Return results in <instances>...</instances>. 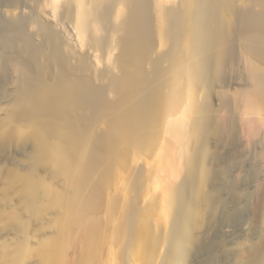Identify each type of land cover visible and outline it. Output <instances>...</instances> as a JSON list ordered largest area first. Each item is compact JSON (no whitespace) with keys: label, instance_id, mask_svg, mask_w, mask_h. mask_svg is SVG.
Instances as JSON below:
<instances>
[{"label":"rangeland","instance_id":"obj_1","mask_svg":"<svg viewBox=\"0 0 264 264\" xmlns=\"http://www.w3.org/2000/svg\"><path fill=\"white\" fill-rule=\"evenodd\" d=\"M43 1L44 0H0V264H86V259L88 260L87 261L88 264H90L89 262H92V261H94V262H92V264H121L122 262H124L125 264H163L165 261H166V263H164V264H168V263L169 264H171V263L172 264H262V263H264V255L262 254V253H264V248L259 249L260 245H261V247H264V244H263L264 243V238H263L264 237L263 236L264 235V232H263L264 231L263 230V228H264L263 227L264 226V213H263L264 212V204H263L264 203V197H263L264 196V191H263V189H264V99L261 97V95L259 94V92L257 90L258 84H264V48H263L264 44L259 46L261 49L259 47H258L259 49H257V47H256V49H255L256 51H255L249 45L247 40H244L243 38H239L238 40L234 41L233 38L230 37V34H228L229 35L228 37L226 36L227 37L226 39L225 38L222 39L225 43H223L222 40L220 41V42H222V44H220L222 46H219V49H220L219 51H222V52H220V54L218 52L220 58L216 56V58H218V59H216V60L214 59V62L212 63V71H211L212 75L210 74L211 78L208 79V77H209L208 76L207 81L206 80L200 81L203 84V86L200 82H198L201 85L198 84V90L199 91H197L198 95H197V99H196L197 106L200 105V106H198L199 110H200L199 112L202 111V115L208 114L209 117H211V118L213 117L212 122H214V123H212V125H211V122H210L211 126H210L209 130L207 129V131H205L204 133L202 132L203 130H201L200 134H199L200 136L197 134L198 136L196 135V136L192 137L191 141L188 140V141H190L189 142L190 144L189 143L186 144L187 142L185 143V145H187V146L189 145V147H190L189 149L187 147V149L190 150V151H188L186 149L187 153L188 152L190 153V157H192V156H193L192 158L195 157V159H194L195 165L191 168V170L189 172H187V170L185 172V170L183 171L184 167L180 166L182 164V162H181L182 160H180V158H178V157L176 158L175 151H173L174 153L172 152V149L176 150L175 148L177 147L176 145L174 147V144H176L175 139L170 137L171 135L165 134L164 132L163 133L161 132L162 135L164 134V137H163L160 133L161 137L159 136V140H158L159 143H157V146H158V144H159V147H162V145L163 146L166 145L165 152L167 151V153L164 152V155H163V153H160V151L158 152L159 147H157L158 148L157 150H155L156 148H153V149L151 148L152 150H150L149 148L148 149L146 148L144 150L143 145H141V143H139L137 140V138L140 139V137L137 136V138H136V136L134 135L135 131H133V130H130V132L126 131V129L128 127L125 126L126 120H124V118H123L122 123H121L120 118L122 116L126 115V113H125L126 111L122 110L123 107H124V109L126 108L125 107L126 102H122V104L123 103L124 104L121 105V103H120L121 101L118 102L116 99L118 97V99L120 100L119 95H120V97H122L121 95H124V96L126 95L125 94L126 91L124 92V89L126 88L125 85H124L125 87L121 86L122 89L124 88L122 91L124 94L117 89V88H121V87H119L118 83H120V85L122 84V82H120L122 80V75L124 78L127 76L125 78L127 81L129 79L132 82H134L135 84L140 83L139 85H141V87L139 85H136V89L139 88V90H140V88H142V85H143V87H145L144 84L145 83L147 84L149 82H152V83H150L149 86H153L154 88H156L157 84L155 85V83H153L155 80H152V77H153V79H155V77H156V76H154L155 74L152 73L155 71V68L153 69L154 62L156 63L155 60H158V58H160L161 56L163 57L166 54V52L169 51V48H168L169 45L167 46V43H164V42H163L164 43V45H163L162 41H164V40H161V37L159 38V36H161L159 34H160V32H162L161 31L162 29L159 30L158 26H162L163 24L160 21H159L160 23L156 22L157 21V19H156L153 22L154 24H152L153 28L150 27L151 28L150 30L148 29L149 27L147 28L148 31H145V33H148V34H146V35H150V34H152V32L155 35L156 34L157 35L155 36L152 34L150 36V39H152L151 42H150L149 38L145 37V39H144L145 41H142L141 48H140L141 49L140 52L142 54L139 53L141 55H139V57L137 58V61H139L140 64L134 63V61H133L132 62L133 64H132V66H130V68L131 67L135 68L137 66H138V68L135 70H132L133 68H131V70H132V72H130L131 74L129 73V75H127L128 72L125 73L124 70H127L129 67H127L125 64L123 65V63L126 62V61L123 62V60H126V57L119 55L122 53V51L123 52L126 51V48H125V50H123L122 45L126 46V43H127L126 42L127 34L125 35V32H126L125 28L122 29L124 27V25L122 23L123 22L122 16L119 15L118 18L117 17L115 18V15L113 14L112 15L113 17L111 19V21H112L111 25L113 24V26H111V27H114V25H116L115 26L116 31L113 32L114 30H112V28H110L111 30L107 29V31H106V29L103 28L104 27L103 25L101 27L100 26L98 27L97 22H96V20L98 21V19L96 18V16H94V14H92V10H93L92 8L94 7L93 6L91 9L88 10L89 14L87 16V20L90 23L87 21L88 25L85 28L86 29L85 31H88V32L84 31L86 38L83 35V40L78 42L79 47H78V45H74L75 46L74 47L72 44H70V43H72L71 42L72 38L70 37L71 34L69 32V26L70 27L72 26L70 24L72 22L74 23V19L76 18L74 15L75 9H73V8H75V5H76L74 3V0L73 1L68 0L69 3L67 0H64V1L58 0V2H56L55 6H52V4L46 3V0L44 2ZM103 1L107 4L109 0H107V2H106V0H103ZM161 1L164 3V4L162 3L163 6L166 5L165 7H169L172 4H174L175 2H177V1H173V0H165V1L161 0ZM39 2H40V6H38ZM41 2L44 3L46 8L43 4H41ZM248 2H250V1H247V3H246V1L242 0L240 2L241 5L238 2L236 5V9L237 10L240 9L239 11H242V12H243V10H245V13H246V11L247 12L250 11V13H252L254 10L255 14H257V13L264 14L263 8H261L260 6H259L260 7L259 8L257 5L255 7V4H253L252 2L251 3H248ZM47 4H48V6L49 5L50 6L48 7ZM59 4H60V6H59ZM63 4H65V6ZM90 4H92V3H90ZM93 4H95V3H93ZM106 4H104V5H106ZM126 5L128 7V4H126ZM72 6H73V8L71 9L70 7H72ZM52 7H54L55 10H53L51 12L52 15H50L51 13H49V12L51 11V9H53ZM88 7H89V5H88ZM119 7H121V5L118 6V8ZM116 10H118V9H116ZM70 11L73 13H71ZM126 12H127V8H126ZM154 12H155V7H154ZM242 12H240V13H242ZM48 13H49V15H48ZM154 15H155V13L153 14V16ZM119 17H120V19H119ZM71 18L73 21H71ZM119 21H120V23H119ZM62 23H63V25H62ZM92 23H93V25H92ZM103 23H106V21ZM24 25L27 27V30H25L26 27ZM104 25L109 26V24H107V23ZM152 25H150V26H152ZM17 26H19V27H17ZM108 26H107V28H109ZM117 26H121V27L118 28ZM154 26H155V28H154ZM48 27H49V30H48ZM88 28H90V29H88ZM13 29H15L14 30L15 32L12 31ZM45 29L48 31L47 33H46ZM103 29H105V30H103ZM121 29H122V31H121ZM96 30H98V31H96ZM123 30H124V32H123ZM229 30H230V28L226 29V31H229ZM41 31H42V33H41ZM50 31L54 34V36H53V34L51 36V34L49 33ZM13 32H14V35H13ZM110 32H111V34H110ZM43 33L47 34V35L49 33V35L48 36L46 35V38H45V35ZM86 33L87 34L89 33L90 35L88 34V36H87ZM121 34H123V35H121ZM39 35L41 37L43 36L45 39L43 37L40 38ZM56 35L59 37H57ZM60 36H61V38H60ZM12 37H14V38L16 37V39L19 40L16 42V44H15L16 46H9V44H7V42L9 40H11ZM48 37H49V40H48ZM103 37L104 38L107 37V38L104 39ZM109 38H111L112 41L109 40ZM53 39L54 40L57 39V41H54ZM124 39H126V40H124ZM51 40L56 42V44L58 43V41H59V43H61L62 46L60 44H58L59 45L58 49L60 50V51L58 50L59 56H61V58L63 57L64 60H65V58H67V60H65V61H67L68 64L70 63L75 68V71H73V72H76L75 76L78 75L77 77L80 79V75L82 74L81 80L84 81L85 79H87V80H85V82H87L88 80H89L88 82L92 81L90 84H87V85H90V87L92 86L93 89H97V91L99 92L98 94H100L101 100H99V95H97L99 101H97L98 104H96L95 106H98L100 103V105H99L100 107H98V108L95 107V108H93V110H91L92 108L91 109L89 108L90 110L88 108H86L87 111H86V109L84 111H82V109H84V108L81 107L82 108L81 109V108L76 107L75 105H71V108H72L71 110H69L70 108L68 110L65 108L66 110L64 109V112L62 111L61 113H59L61 111L59 106H58V108H56V110L50 106L49 107V108H51L50 112L48 111L50 117H48V120H46L47 117L45 114L46 113L48 114V112L42 110L43 108H40L41 106H39V107L37 106V105H39L38 104L39 102H37L36 96H35V99L37 102L36 106L38 108L34 105L36 103L35 99H34L35 103L34 102H32L34 104L31 103L33 106L27 105L30 102V101H27L30 97L26 98L27 96H29V94L27 91H24V89L28 88L27 90L30 91L29 87L32 86V88H33V86H34V88H33L34 90L31 88V91L29 92V93H32V91H33L34 94L36 92H38V90H36L37 86L35 85V83L32 81H29V79L25 76H23L24 79L26 78L25 79L26 81L24 82L23 77L21 78V76H22L21 73H19V70L17 71V69H19L18 65L21 62L32 63L33 67L35 66L34 67L35 69L38 65H40L37 67L38 70H40L41 68L39 69V67L44 66V65L41 66V63H43L42 60H45L46 58L43 56V54H44L43 53L42 56H40L42 59H40V57H39V59L34 61V63H33V61H31L32 57H31V55H29L31 53H28V51H27L28 49L24 50L26 48L24 44H25V42L28 43V41H29L31 43L30 49L32 48V50H33V48L35 49V48H38L39 46H41L43 41L44 42L46 41V43L49 44L48 45L49 48L47 47V50H45V56H51L52 52L53 53L57 52L56 50H55L56 52H54L53 49H55L56 47L54 46L55 43L51 42ZM84 40H85V42H84ZM104 40H107V41L105 42ZM13 41H16V40L13 39ZM64 41H66V42H64ZM10 42H12V41H10ZM119 42L121 44L120 47H119V45L117 46V44H119ZM154 42H158V44L154 43ZM165 42H166V40H165ZM50 43H52V44H50ZM85 43L86 44L88 43L89 45L88 44L86 45ZM147 43H149V44H147ZM151 43H153L152 46H151ZM113 44H114V46H113ZM165 44H166V47H165ZM21 45H23V46H21ZM84 45H85V47H84ZM53 46L55 48H53ZM60 46L62 47V50H61ZM142 46H143V48H142ZM121 47H122V49H120ZM151 47H153V48L150 50ZM50 48H51V50H50ZM73 48H74V50H72ZM83 48H84V50H83ZM80 49H82V50H80ZM92 49H94V50L92 51ZM109 50H111L113 53H111V51L109 52ZM143 50H146V51L144 52ZM165 50H166V52H165ZM216 50H215V53H217V51H218V50L217 51ZM233 51H235L236 54H234L235 52H233ZM118 52H119V54H118ZM146 52H148V53L146 54ZM47 53H49V54H47ZM50 53H51V55H50ZM82 53H83V55H82ZM87 53H88V55H87ZM106 53H107V55H106ZM151 53H153V54H151ZM108 54H109V56H108ZM21 55H22V57H21ZM159 55H161V56H159ZM220 55H222L223 57ZM226 55H227V58H226ZM234 55H235V57H234ZM86 56H87V58H86ZM120 56H121V58H120ZM148 57H150V58H148ZM74 58L76 59V61ZM79 58L82 60L80 61ZM114 59L117 62L121 59L122 62L121 61L120 62L122 64L119 62L116 63V61ZM151 59H153V60H151ZM223 59H224V62H223ZM2 60H3V62H2ZM98 60H99V62H98ZM140 60H141V62H140ZM149 60H151V62ZM14 61H15V63H14ZM18 61H19V63H18ZM147 61H149V62H147ZM80 62H81V65H80ZM146 62H147V64H149V63L150 64L147 65ZM163 62H164L163 63L164 65L162 64L163 66L162 65L161 66L162 67L165 66L166 67L165 69H167L168 63H165V61H163ZM217 62H219V63H217ZM85 63H87L88 66H86ZM89 63H92L93 66H92V64H89ZM151 63L153 65H151ZM102 64H104V65H102ZM219 64H221V66H219ZM71 65H70V67H71ZM82 65L83 66L85 65V66L83 67ZM119 65H123V68H120L122 66H119ZM77 66H78V68H77ZM94 66H96V67H94ZM124 66H126L127 68H124ZM139 66L142 68L141 71H139L140 70ZM73 67H72V69H73ZM82 67L84 69L87 68V70L86 69L84 70ZM147 68H149L151 70H149ZM77 69L78 70L80 69L79 70L80 73L78 72ZM109 70L111 71V73H109L110 72ZM118 70H119V72H117ZM137 70L139 71V74H138ZM83 71L86 73H84ZM102 71L104 72L103 75H102V73H103ZM143 71L147 72V73H144L141 77L140 74H142ZM107 73H109L111 75H109ZM135 73H136V75L138 74L139 76H136ZM89 74L91 76H89ZM124 74H125V76H124ZM106 75L108 76V78L105 79V77H107ZM117 75H120L121 78H120V76H117ZM150 75H152V76H150ZM115 76H117L119 78V81H118V78H116ZM260 76H261V79H260ZM133 77H135V79ZM139 77H141V78H139ZM3 78H4V80H3ZM6 78H7V80H6ZM115 78H116V80H115ZM94 79H96V80H94ZM111 79H113V80H111ZM125 79H123V81ZM140 79L141 80L143 79L145 83L143 81H142L143 84L141 82H138V81H140ZM146 79L148 82L146 81ZM112 81L114 82L113 86H112V83H113ZM117 81H118V83H117ZM127 81H124V83H126ZM25 83H27L28 85ZM101 83H102V85H101ZM105 83H106V85H105ZM22 84H24L26 86V88L22 89L21 88ZM99 84L101 86H99ZM135 84H133V85H135ZM208 84H210V85H208ZM24 85H23V87H24ZM52 86H54V84ZM94 86L96 88H94ZM114 86H116L117 88H115ZM99 87H101V88H99ZM106 88H107V90L108 89H111V90L110 91L108 90V92H106ZM148 88H151V87H148ZM148 88L144 89V91L148 92V90H147ZM113 89H117V90H113ZM122 89H120V90H122ZM21 90H22V92H20ZM135 90L133 93H130V95L132 97L135 96L134 93L138 94L140 92V91L138 92V90H137V92H138L137 93V92H135ZM153 90L154 89H151V90L149 89V91H153ZM97 91L95 90L96 93H97ZM100 91H102V92H100ZM115 91L121 92V94L119 93V95H118L117 92H115ZM19 92L22 94H20ZM26 92H27V96H26V94H24ZM102 93H103V95L105 93L106 96L104 95V97H103ZM38 94H39V92H38ZM17 95H19V96H17ZM22 95L26 96L25 98L27 100L25 98H24V100H22V97H23ZM20 96H22V97H20ZM30 96H32V95L30 94ZM19 97L21 99H19ZM135 97L138 98V96H135ZM251 97L253 98V101H251L252 100ZM111 99L116 100L117 102L115 101V103H114V101H113V103H114L113 104ZM249 99H251V100H249ZM121 100L126 101V99L123 100V98H121ZM68 101H69V99L67 98V102ZM103 102H104V104L105 103L106 104L104 105ZM108 102L110 104L109 107H111L113 104L112 107L115 108V104H117L116 107H118L121 111L118 109L116 112H114L113 110H116V108L115 109L109 108L108 104H107ZM24 103H26V105ZM248 103H250L251 105H249ZM21 105L22 106L24 105V106L21 107ZM120 105L122 106V108H120ZM68 106H70V104ZM201 107L203 110L201 109ZM73 108L75 110H73ZM99 108H100V110H98ZM108 108L110 110H112L113 112L108 110ZM209 108H210V110H209ZM35 109H36V111H35ZM103 109H105V110H103ZM18 110H19V113H18ZM21 110H23V112ZM76 110H77V113H76ZM65 111H67V112L65 113ZM20 112L22 114H20ZM42 112H46V113L43 114ZM79 112H80V115H78ZM86 112H88L90 114H88V113L86 114ZM94 112H96V113H94ZM103 112L106 115L108 112H109L108 114H111L110 116H108L109 117L108 119L106 118V116L104 117ZM38 113H41V114H38ZM68 113L70 115H68ZM91 113L93 114V116ZM210 113L211 114L213 113L214 115L210 116L211 115ZM33 114H35V115H33ZM81 115L84 118L83 124L81 123L82 119H83ZM85 115H87L89 118L85 117ZM69 116H71V117H69ZM77 116H78V118L80 117L79 119L82 118L81 121L78 122V119L76 120L75 117H77ZM176 116H178V115H175L174 118L172 117L173 119H171V117H170V119L169 118L168 119L169 120H174V119L179 120V117H176ZM32 117H33V119H32ZM34 117H36V118H34ZM45 117H46V119H45ZM54 117H55V120L53 119ZM56 117H57V120H56ZM62 117H63V121H62ZM98 117H101V118H98ZM125 117L127 118V116H125ZM214 117H215V119H214ZM41 118L45 119L43 123H42L43 120ZM110 118H111V120H109ZM37 119H39L38 123H37V121H38ZM97 119H99V120L97 121ZM67 120H68V122H67ZM93 120H94V123H93ZM53 121L55 123L56 122H58V123L55 124ZM75 121L82 126H80V125L78 126V124L75 123ZM48 122H49V124H48ZM112 122L113 123L115 122L114 123L115 125ZM88 123H90V124H88ZM118 123H120L121 125H119ZM65 124L68 126H66ZM98 124H99V126H97ZM95 125H96V127H94ZM122 125H124V127ZM70 126H71V128H68ZM105 126H107V127H105ZM117 126H119V127H117ZM43 127H44V131L42 130ZM108 127H110V128H108ZM122 127L126 128V129H123ZM40 128H41V130H40ZM114 128L116 129V133H115V131L112 132V129L115 130ZM62 129L64 131H62ZM118 129H120V132H118ZM45 130H46V133L48 132V135L45 133V136H41L42 133L45 132ZM93 130L95 132H93ZM110 130H111V132H110ZM36 131H37V133H36ZM40 131H41V133H40ZM70 131L72 133L74 132V134H72ZM96 131H98V132H96ZM78 133L81 135H79ZM69 134L71 137L69 136ZM108 134H109V136H108ZM112 134H115V135H112ZM125 134H128L130 137L124 136ZM132 134H133V136H132ZM50 135H51V137H49ZM73 135L77 136V137H74ZM89 135H91V136L89 137ZM95 135L97 138L95 137ZM116 135L118 137L120 136L119 141L117 140L118 137L116 139L117 141L114 140V138H116ZM138 135L141 136V134H138ZM165 135L168 136L166 138L167 140L165 139ZM85 136H87V137H85ZM35 137L37 138V140ZM52 137H53V139L51 140ZM93 137H94V139H92ZM112 137H113L112 141L114 140V142L110 141L111 144L116 143L117 145H119L116 149H115L116 145H114V144L113 145L115 147L112 146V147H114V149L110 148L111 144L107 141V139L111 140ZM78 138L81 141L79 140V142H78V140H77ZM82 138H83V140H82ZM99 138H101V140ZM104 138L106 139L105 141H104ZM122 138L123 139L125 138V140L129 138V140L125 141V140H122ZM133 138H136L135 139L136 141H134ZM160 138H162V139H160ZM56 139H58V140H56ZM54 140L56 141V144H55ZM66 140H68V141H66ZM69 140H70V143H68ZM71 140H73V141H71ZM76 140H77V142H76ZM95 140L97 141V143ZM53 141H54V145L52 144ZM57 141H58V143H57ZM129 141H131V142H129ZM192 141H193V143H192ZM42 142H45V144ZM74 142L76 144H74ZM107 142L109 144H107ZM132 142H134V144ZM135 142L137 144H135ZM165 142H167V143H165ZM40 143H41V145H40ZM46 143H49V144H46ZM104 143L107 145V147L104 145ZM123 143L124 144L126 143V146ZM65 144H66V146H65ZM70 144L74 145L75 147L71 146ZM77 144H79V145H77ZM43 145L46 146L47 149L45 147L43 150ZM57 145H58V147H57ZM84 145H85V147H84ZM88 145H90L91 147ZM100 145H101V147H100ZM59 146H60V148H59ZM78 146L80 149L79 148L77 149ZM102 146H104V147L102 148ZM171 146H173V148ZM50 147H52V149H50ZM55 147L59 150V152H57L56 154L54 153L57 151ZM87 147H90V148L87 149ZM99 147H100V149L101 148L102 149L99 150ZM105 147H106V149H105ZM137 147H139V148L137 149ZM73 148H74V150H73ZM94 148L97 150H94ZM112 149H113V151H112ZM42 150H43V152H40ZM89 150H90V152H94V151L96 152V153L94 152L95 154L92 153L94 157L92 156V154H89L90 153ZM138 150H140V151H138ZM46 151L48 153H46ZM51 151H52V153H51ZM79 151L82 153L80 154ZM86 151H88V153H86ZM102 152H103V154H102ZM70 153H72V154L70 155ZM203 153H204V155H203ZM82 154H84V155H82ZM97 154H98V156H97ZM104 154H105V158L103 156ZM173 155H174V159L171 162L170 157L172 160ZM187 155H189V154H187ZM209 155H210V157H209ZM70 156H71L72 160H71ZM74 156H76V157L74 158ZM84 156H85V158H84ZM86 156L87 157L89 156V157L87 158ZM101 156L104 159H101ZM80 157H82V158H80ZM168 157H169V159H168ZM96 158L100 162H101V160H103L101 162V165L99 164V161H97ZM207 158H209V159H207ZM90 160L92 161L91 163H90ZM80 161H81V163L79 164ZM75 162H77L78 164H76ZM95 162H96V164L97 163L99 164V169L97 167L98 165L95 166L96 169L94 168V165H96V164H94ZM165 162L166 163L170 162L173 164V167L175 170L174 176H171L170 174H168L167 170H163V167L165 166ZM156 163H157V165H156ZM91 164L92 165L94 164V165L91 166ZM77 165L79 168L77 167ZM86 165H87V168L90 169V171H87L88 169L86 168ZM72 168H73V170H72ZM178 168H180L179 169L180 171L178 170ZM84 170L86 173L84 172ZM91 170H92V172H91ZM205 170L206 171L209 170L207 172V173H209V175L206 173ZM76 171H77V173H76ZM101 171H104V172H101ZM177 171L180 172L179 175L177 174V173H179ZM88 172H90L89 173L90 175L88 174ZM93 172L96 174H94ZM98 172H99V174H98ZM82 174H83V176H82ZM203 174H206L205 178H204ZM73 175L76 178L73 177ZM98 176H99V178H98ZM135 176H137V178ZM139 176H141V177H139ZM175 176H177V177H175ZM208 176H211V177H208ZM71 177H72V179H71ZM91 177H92L93 181L91 180ZM207 177L209 179L210 178L211 179L210 180L208 179L209 180L208 181L206 179ZM212 177H213V179H212ZM149 178H151V179H149ZM83 179H84V181H82ZM95 179H96V181H95ZM181 179H182V181H181ZM183 179H184V181H183ZM205 179L207 180V182ZM77 180H81V182H79ZM88 180H89V182H88ZM150 180H151V182H150ZM152 180L157 181L159 187L153 189V186H152L153 181ZM74 181H75V183H74ZM90 181H91V183H90ZM149 182L151 184H149ZM179 182L184 186L183 187L181 185L182 189L180 190L181 191L180 199H184V200H178L177 203L180 201H182V202H180V204L178 203L179 207H178V209H175V214H174V210H173L170 214L171 216L169 215L168 219L164 220L162 218L163 216H161L162 213L160 212V209L163 207L162 202H163V199L165 197L164 194H165V192L168 191L169 188H172V186H175ZM182 182H184V183H182ZM83 183H85V184H83ZM86 183L88 184V186ZM168 183H170V184L168 185ZM77 184H78L80 189H83L82 191H79L80 190L79 188L77 190V187H78ZM83 185L86 188L82 187ZM166 185H168V186H166ZM222 185H223V187H221ZM84 189L86 192L84 191ZM164 189H166V191L163 192ZM170 190H173V188L169 189V191ZM261 190H262V192H261ZM77 191L79 193L81 192L80 197H79V193ZM97 192H98V194H97ZM77 193H78V195H77ZM83 194L86 195V197H83L84 196ZM75 195L78 197H75ZM88 195L90 196V198ZM218 195H219V197H218ZM95 196L96 197L98 196V197L96 198ZM254 196H256V197H254ZM73 198H74V200H73ZM76 198H77V200H75ZM79 198H81L79 200L80 202L78 201ZM155 198L157 200L161 199V201L159 200L161 203H159V201H157V200H156L157 202L155 201L156 202L155 203L154 202ZM251 198H253L254 200H252ZM89 199L92 200V203L94 202V200H97L96 202H94L95 205L93 204L94 208L89 207L88 204H89V202L91 203V200H89ZM82 200L83 201L87 200V201H84V203H83ZM77 201L79 203H82V204H79ZM71 202H72V204H70ZM209 202H211V203H209ZM217 202H220L221 204L217 203ZM92 203L90 204L91 206H92ZM252 203H253V206H252ZM259 203H260V205H259ZM73 204H74V206H73ZM75 204L77 207L75 206ZM155 204H158V205H155ZM159 204H161V205H159ZM212 204H215V205H212ZM80 205L82 207H80ZM86 205L88 207H86ZM156 206H158V207H156ZM72 207L73 208L75 207L76 209L75 208L73 209ZM85 207L87 210H83ZM78 208L81 209V211H83V212L80 211L81 212L80 213ZM88 209L90 211H88ZM92 209L94 211L93 212L94 214L91 211ZM209 209L211 212L209 211ZM134 210H136V211L138 210L139 212L138 211L137 212L140 215L139 218H137L138 221L135 220L137 225H135V224L132 225V227L134 226V228L136 227V229H134L132 227L127 228L130 226V224L125 228L124 225H127V223H125L124 221L129 223L128 220L131 218L129 216H132L133 213L131 214V212H133ZM72 211H73V213H72ZM85 211H87V214L85 213ZM78 212H79V215H78ZM217 212H218V214H217ZM88 213H89V216L87 217ZM74 214L76 215V217L77 216L78 217L75 218ZM85 215H86V217H85ZM90 215H91V217H90ZM79 216H80V218L81 217L84 218V220H82V218L80 220ZM223 217H225V218H223ZM86 218L87 219L89 218V220H87L88 221L87 223L86 222L84 223ZM249 218H250V220H249ZM251 218H254V219H251ZM75 220L78 222L76 223ZM91 220H94V221L97 220V221L94 223H91V222H93ZM174 220H175V222H173ZM223 220H224V222H223ZM81 221L83 223H81ZM252 221H253V223H251ZM79 223H80V225H79ZM88 223L93 224V225L95 223L98 224L96 226L98 228L96 233L94 232L96 230L95 226L90 227L89 226L90 224L88 225ZM175 223H177V224H175ZM179 223L181 224V226ZM254 223L255 224L257 223V224L255 225ZM258 223H260V224H258ZM261 223H262V225H261ZM83 224H84V226H82ZM85 225L89 226V229L87 230V232L91 229V231H89V232L94 233V234L93 235L90 234V235H92L94 238L96 237V239H95L96 241L98 240L97 244L95 246V251H94L93 245H91L92 246L91 250L93 249L92 252L94 251L93 253H95L94 258L90 257L92 261H89L90 258L85 257L86 256L85 251L87 249V246L90 245L88 243V241L90 240V238L92 241V238H93L92 236L89 235V232L87 234H86V232H84V230L86 231V229L84 228ZM122 225H123V227H122ZM171 225H173L172 227L177 225L174 227V230H176L175 233H174V231H172L173 229H172ZM211 225H212V228H211ZM81 226L83 229L81 228ZM86 228H88V227H86ZM120 228H121V230H120ZM122 228H123V230L129 229V231L130 230L133 232L135 231L136 233L135 232L134 233L136 236L133 235L134 236L133 237L131 235L134 239L131 238V236L128 233L129 232L128 230L123 231ZM178 230H179V232H178ZM121 231H122V233H121ZM170 231H172V234L174 233L173 236L169 235ZM255 231H257V233ZM125 232H126V234H125ZM96 234H98V236ZM127 235H129V236H127ZM85 236H86V238H85ZM172 237H173V239H172ZM178 237H180V238H178ZM88 238H89V240H88ZM125 238H126V240H125ZM129 238L133 239L135 242H133V241L131 242V240ZM84 239H86V240L84 241ZM128 240L130 241L131 245H129L130 243L127 242ZM258 240L259 241L261 240V242L262 241L263 242L260 243ZM86 241H87V243H85ZM256 241H258V242H256ZM167 242L173 243V245H170V243H167ZM249 242H250V244H249ZM124 243L129 245L128 246L129 248L127 247L128 251H127V249H125L127 245L124 246ZM86 244H87V246H86ZM262 244H263V246H262ZM84 246H85V248L83 249ZM255 246H257V248ZM168 247L170 250L171 249L172 250L170 251L168 249ZM248 247H250V248H248ZM254 247L256 248L257 252L259 250L261 255H259V252L257 254L256 251L253 250ZM167 251H169V252H167ZM242 251H246V252L244 253ZM124 252H126L127 254H125ZM238 252L241 253L240 254L241 256L239 255ZM243 253H244V255H243ZM237 254H238V256H237ZM245 254H246V256H245ZM253 254L254 255L256 254L255 257L253 256ZM169 256H171V257L169 258ZM248 256H249V258H248ZM256 257H258V258H256ZM183 258L186 260H184ZM238 258H240V259H238ZM82 259L85 260V262H83ZM161 259H163V260L161 261ZM179 259H180V261H179ZM237 259H238V261H237ZM176 260H178V261H176ZM247 260H248V262H247ZM218 261H219V263H218ZM258 261H260V262H258Z\"/></svg>","mask_w":264,"mask_h":264},{"label":"bare ground","instance_id":"obj_2","mask_svg":"<svg viewBox=\"0 0 264 264\" xmlns=\"http://www.w3.org/2000/svg\"><path fill=\"white\" fill-rule=\"evenodd\" d=\"M45 1V0H44ZM43 1V2H44ZM64 1V0H63ZM68 1V0H67ZM73 1V0H72ZM93 1V2H92ZM165 1V0H164ZM173 1H177V2H175L174 4H172L171 6H169V7H165V6H163V2L161 1V0H109L108 1V3L106 4L103 0H74V3L76 4L75 5V8H73V6L72 7H70L71 9L73 8V9H75V19H74V23L72 22L70 25H72L71 27L69 26V32H70V37L72 38L71 39V42L72 43H70V44H72L73 46L74 45H78V42H80L81 40H83V35L85 36V32H88V31H85L86 29V27H87V25H88V23H87V16H88V10L89 9H91L93 6V10H92V14H94V16H96V18L98 19V21L96 20V22H97V25H98V27L100 26H104L103 28H105L106 29V31H107V29H109V30H111L110 28H112V30H114L113 32H115L116 30V25H114V27H111V26H113V24L111 25V19H112V15L114 14L115 15V18L117 17L118 18V16L120 15V16H122L123 17V25H124V27L122 28V29H124L125 28V35L127 34V40L126 39H124V40H126V46L124 45H122V47H123V50H125V48H126V51L125 52H123L122 51V53L121 54H119V52H118V54L119 55H122L123 57H126V60H123V62H125V63H123V65L125 64L127 67H129L130 68V66H132V62L134 61V63H139V61H137V58L139 57V55H141L142 53L140 52L141 51V43H142V41H145L144 39H145V37H147V38H149V40H150V42H151V40L152 39H150V36L153 34V35H155L152 31V34H150V35H146V34H148V33H145V31H148V29L150 30L151 28L150 27H152L153 28V25L152 24H154L153 22L157 19V21L156 22H161L163 25V27L162 26H158V29L159 30H161L162 32H160V34L159 35H161V36H159V38L161 37V40H164V41H162V43L164 42V43H167V46H168V48H169V51H167L166 52V50H165V52H166V54L162 57L161 55H159V56H161L160 58H158V60H155L156 61V63L154 62V66H153V69L155 68V73L154 72H152L153 74H155L154 76H156L155 77V79H153V77H152V80H155L153 83H155V85H156V88H154L153 86H149L150 85V83H152V82H149V83H145L144 82V80L142 79H140V81H138V82H141L142 83V81L146 84H144V86L145 87H143V85H142V88H140V90H139V88H137L136 89V85H139L140 83H138V84H135L134 82H132L131 80H129L128 79V81L123 77V75H122V80L120 81V82H122V84L120 85V83H118V81H119V78L117 77V76H120V75H117V76H115L116 78H118V81H117V83L119 84V87H121V86H126V88L124 89V92L126 91V95L124 96V95H121L122 97H120V95H119V93L121 94V92L123 91V89H122V87L121 88H117L116 86L118 85H116V86H114L115 88H117L119 91H121V92H118V91H115V92H117V94L119 95V98H120V100L118 99V97L116 98L117 99V101L118 102H120L121 103V105H123L122 104V102H126L125 104V109H124V107L122 108V106L120 105V108H122V110H125L124 112L126 113V115H124V116H122L120 119H121V123H122V120H123V118H124V120H126V127H128L127 129L126 128H123L124 127V125H122L123 127V129H126V131H128V132H130V130H133V131H135V133H134V135L136 136V138H137V136H139L140 137V139H138L137 138V140H138V142L139 143H141V145H143V148H144V150L147 148H149L150 150H152L153 148H156L155 150H157L158 148L157 147H159V144H158V146H157V143H159V136H160V133L162 132H164L165 134H169V135H171L170 137H172L173 139H175V143L176 144H174V147H175V145L177 146L175 149L176 150H173L172 149V152L173 151H175V154H176V158L178 157V158H180V160H182L181 162H182V164L180 165L181 167L183 166L184 167V169H183V171L185 170V172H186V170H187V172H189L190 170H191V168L195 165V157L194 158H192V157H190V153L188 152L187 153V150L190 148L189 147V145L187 146V145H185V143L186 144H188L190 141H191V139H192V137H194V136H196L197 134L199 135L200 134V131L201 130H203L202 132L204 133L205 131H207V129L209 130V128H210V126L212 125V123H214V122H212L213 121V117L211 118V117H209V115L207 114V115H202V111L201 112H199L200 110H199V107L198 106H200V105H198L197 106V101H196V99H197V91H199L198 90V82H200V81H202V80H206L207 81V77H208V79L209 78H211L210 77V74L212 73L211 71H212V63L214 62V59L216 60V59H218V58H216V56L217 57H219V54H220V52H222V51H219L220 49H219V46H222V45H220V44H222V42H220L222 39H226L229 35L228 34H230V37L231 38H233V40L234 41H236V40H238L239 38H243L244 40H247V42L249 43V45L252 47V49L253 50H255L256 49V47H257V49H259L260 47L259 46H261L262 44H264V14H262V13H257V14H255V12H254V10H253V12L252 13H250V11L249 12H247L246 11V13H245V10H243V12L242 11H239V10H237L236 9V5H237V3L239 2V4H240V2L242 1V0H173ZM172 1V2H173ZM179 1V2H178ZM243 1H246V3H247V1H250V2H248V3H253V4H255V7H256V5L259 7H261V8H263L264 9V0H243ZM36 2V1H35ZM56 2H58V0H46V3H48V4H52V6H55L56 5ZM106 2H107V0H106ZM68 3H69V1H68ZM90 3H95V4H90ZM163 3V4H162ZM41 4H43L44 5V3H42L41 2ZM48 4H47V6H48ZM58 4V3H57ZM67 4V3H66ZM71 4V3H70ZM104 4H106V5H104ZM126 4H128V7H127V5ZM252 4V5H253ZM62 5V4H61ZM64 6H65V4H63ZM88 5H89V7H88ZM104 5V6H103ZM121 5V7H119L118 8V6H120ZM241 5V4H240ZM38 6H40V2H39V5ZM42 6V5H41ZM45 6V5H44ZM50 6V5H49ZM48 6V7H49ZM58 6V5H57ZM59 6H60V4H59ZM153 6V7H152ZM245 6V5H244ZM34 7V6H33ZM43 7V6H42ZM41 7V8H42ZM69 7V6H68ZM154 7H155V12H154ZM240 7V6H239ZM249 7V6H248ZM259 7V8H260ZM35 8V7H34ZM38 8V7H37ZM45 8H46V6H45ZM53 9H51V11L49 12V13H51L53 10H55L54 9V7H52ZM56 8V7H55ZM60 8V7H59ZM126 8H127V12H126ZM242 8V7H241ZM247 8V7H246ZM64 9V8H63ZM116 9H118V10H116ZM37 10V9H36ZM43 10V9H42ZM41 10V11H42ZM91 11V10H90ZM117 11V12H116ZM40 12V11H39ZM47 12V11H46ZM59 12V11H58ZM71 12V11H70ZM116 12V13H115ZM155 13V15L153 16V14ZM240 12H242V13H240ZM49 13H48V15H49ZM57 13V12H56ZM71 13H73V12H71ZM153 13V14H152ZM40 15V14H39ZM50 15H52V13L50 14ZM71 15V14H70ZM38 16V15H37ZM33 17V16H32ZM53 17V16H52ZM92 17V16H91ZM90 17V18H91ZM121 17V18H122ZM93 18V17H92ZM91 18V19H92ZM24 19V18H23ZM119 19H120V17H119ZM233 19V20H232ZM28 20V19H27ZM71 21H73L72 20V18H71ZM106 21V23L107 24H109V28H107V26L106 25H104V24H106V23H103V22H105ZM121 21V20H120ZM120 21H119V23H120ZM23 22V21H22ZM30 22V21H29ZM33 22V21H32ZM52 22V21H51ZM89 22V21H88ZM159 22V23H160ZM31 23V22H30ZM34 23V22H33ZM37 23V22H36ZM50 23V22H49ZM54 23V22H53ZM64 23V22H63ZM63 23H62V25H63ZM90 23V22H89ZM27 24V23H26ZM46 24V23H45ZM60 24V23H59ZM30 25V24H29ZM38 25V24H37ZM40 25V24H39ZM47 25V24H46ZM91 25V24H90ZM89 25V26H90ZM92 25H93V23H92ZM118 25V24H117ZM150 25H152V26H150ZM159 25V24H158ZM161 25V24H160ZM23 26V25H22ZM25 26V25H24ZM44 26V25H43ZM156 26V25H155ZM155 26H154V28H155ZM17 27H19V26H17ZM26 27V26H25ZM50 27V26H49ZM49 27H48V30H49ZM118 28L119 27H121V26H117ZM149 27V28H148ZM36 28V27H35ZM38 28V27H37ZM43 28V27H42ZM53 28V27H52ZM55 28V27H54ZM148 28V29H147ZM230 28V30L229 31H226V29H229ZM17 29V28H16ZM21 29V28H20ZM23 29V28H22ZM66 29V28H65ZM88 29H90V28H88ZM98 29V28H97ZM105 29H103V30H105ZM122 29H121V31H122ZM15 29H13L12 31H14ZM19 30V29H18ZM25 30H27V27H26V29ZM37 30V29H36ZM41 30V29H40ZM153 30V29H152ZM45 31H46V33L48 32L46 29H45ZM58 31V30H57ZM85 31V32H84ZM96 31H98V30H96ZM155 31V30H154ZM15 32V31H14ZM14 32H13V35H14ZM44 32V31H43ZM100 32V31H99ZM104 32V31H103ZM118 32V31H117ZM123 32H124V30H123ZM227 32V33H226ZM229 32V33H228ZM41 33H42V31H41ZM50 34H51V36H52V32L50 31L49 32ZM49 33H48V35H49ZM122 33V32H121ZM150 33V32H149ZM10 34V33H9ZM12 34V33H11ZM44 34V33H43ZM42 34V35H43ZM56 34V33H55ZM60 34V33H59ZM87 34V33H86ZM89 34V33H88ZM88 34H87V36H88ZM107 34V33H106ZM110 34H111V32H110ZM227 34V35H226ZM16 35V34H15ZM36 35V34H35ZM45 35V38H46V35L47 34H44ZM43 35V36H44ZM47 35V36H48ZM90 35V34H89ZM97 35V34H96ZM118 35V34H117ZM121 35H123V34H121ZM157 35V34H156ZM155 35V36H156ZM7 36V35H6ZM40 36V35H39ZM42 36V37H43ZM53 36H54V34H53ZM57 36V35H56ZM55 36V37H56ZM62 36V35H61ZM61 36H60V38H61ZM115 36V35H114ZM149 36V37H148ZM227 36V37H226ZM41 36H40V38H42ZM57 37H59V36H57ZM109 37V36H108ZM117 37V36H116ZM125 37V36H124ZM229 37V38H230ZM14 40H16V41H13V39ZM11 38V40H9L8 42H7V44H9V46H16L15 44H16V42L17 41H19L18 39H16V37L14 38V37H12ZM44 38V37H43ZM44 38V39H45ZM52 38V37H51ZM85 38H86V36H85ZM104 38V37H103ZM107 38V37H106ZM106 38H104V39H106ZM123 38V37H122ZM121 38V39H122ZM43 39V40H44ZM55 39V38H54ZM53 39V40H54ZM59 39V38H58ZM68 39V38H67ZM70 39V38H69ZM100 39V38H99ZM21 40V39H20ZM32 40V39H31ZM48 40H49V37H48ZM51 40V42H54V41H57V39L56 40ZM102 40V39H101ZM109 40H111V38H109ZM147 40V39H146ZM148 40V41H149ZM165 40H166V42H165ZM232 40V41H233ZM10 41H12V42H10ZM63 41V40H62ZM105 42L107 41V40H104ZM112 41V40H111ZM160 41V40H159ZM223 41V40H222ZM64 42H66V41H64ZM84 42H85V40H84ZM87 42V41H86ZM93 42V41H92ZM110 42V41H109ZM108 42V43H109ZM161 42V41H160ZM230 42V41H229ZM5 43V42H4ZM24 43V42H23ZM40 43V42H39ZM55 43V47L53 46V48H55V49H53L54 50V52H56V53H53L52 52V55H51V53H50V55L51 56H45V50H47V47H48V43H46V41L44 42L43 41V43L41 44V46H39L38 48H33V50H32V48L30 49V42L28 41V43H26L25 42V49L24 50H27L28 51V53H31V54H29V55H31V61H33V63H34V61H36V60H38L39 59V57L40 56H42V54H43V56L46 58L45 60H42L43 61V63H41V66L42 65H44V66H42V67H39V69L40 70H38V66H40V65H38L37 63V67H36V69L33 67V64L32 63H25V62H21V63H19V61H18V63H19V65H18V68L19 69H17V71L19 70V73H21V78L23 77V76H25V77H27L28 79H29V81H32V82H34L35 83V85L37 86L36 88V90H38V92H39V94H38V92H36L35 94L33 93V91H32V93H29L30 91H31V88H32V86H30L29 88V90L30 91H28L27 89H24V88H26V86L24 85V84H22V89H24V91H27L28 92V94H29V96H27V92L26 93H24V94H26V96H24V95H22V96H20V97H22V100H24V98L26 97V98H29L27 101H30L27 105L29 106V105H32V104H34L35 102H36V99H35V96L37 97V102H39L38 104L39 105H37V102L34 104L35 106L37 105L38 107L39 106H41L40 108H43L42 110H44V111H46V112H50V109L51 108H49L50 106L51 107H53V109H55L56 110V108H58V106H59V108L61 109V111L59 112V113H61L62 111L64 112V109L66 108L67 110L69 109V110H71L72 108H71V105H75L76 107H78V108H84V109H82V111H84L86 108H92L91 110H93V108H98V107H100L99 105H100V103H99V105L98 106H95L96 104H98V102L97 101H99V100H101L100 99V94H98L99 92L97 91V89H93L92 88V86L90 87V85H87V84H90L91 82H85V80H87V79H85L84 81L83 80H81V75H80V79L77 77V76H75V73L76 72H73V71H75V68L69 63H67V61H65V60H67V58H65V60H64V58L62 57L61 58V56H59V49H58V44H60L61 45V43H59V41H58V43L56 44V42H54ZM68 43V42H67ZM100 43V42H99ZM123 43V42H122ZM124 43V44H125ZM154 43H157L158 44V42H154ZM164 43H163V45H164ZM223 43H225L224 41H223ZM6 44V43H5ZM50 44H52V43H50ZM86 44V43H85ZM88 44V43H87ZM86 44V45H87ZM112 44V43H111ZM146 44V43H145ZM147 44H149V43H147ZM156 44V45H157ZM229 44V43H228ZM231 44V43H230ZM18 45V44H17ZM40 45V44H39ZM68 45V44H67ZM81 45V44H80ZM89 45V44H88ZM110 45V44H109ZM119 45V47L121 46V44H120V42H119V44H117V46ZM143 45V44H142ZM153 45V43H151V46ZM155 45V44H154ZM227 45V44H226ZM21 46H23V45H21ZM62 46V45H61ZM60 46V47H61ZM92 46V45H91ZM95 46V45H94ZM93 46V47H94ZM113 46H114V44H113ZM231 46V45H230ZM51 47V46H50ZM75 47V46H74ZM78 47H79V45H78ZM84 47H85V45H84ZM89 47V46H88ZM97 47V46H96ZM102 47V46H101ZM122 47L120 48V49H122ZM146 47V46H145ZM149 47V46H148ZM165 47H166V44H165ZM224 47V46H223ZM259 47V48H258ZM49 48V47H48ZM77 48V47H76ZM87 48V47H86ZM103 48V47H102ZM101 48V49H102ZM109 48V47H108ZM113 48V47H112ZM111 48V49H112ZM116 48V47H115ZM114 48V49H115ZM142 48H143V46H142ZM153 47H151L150 48V50L152 49ZM155 48V47H154ZM157 48V47H156ZM218 48V49H217ZM222 48V47H221ZM229 48V47H228ZM263 48H264V45H263ZM66 49V48H65ZM95 49V48H94ZM94 49H92V51L94 50ZM164 49V48H163ZM167 49V48H166ZM218 51H217V50ZM223 49V48H222ZM234 49V48H233ZM261 49V48H260ZM50 50H51V48H50ZM52 50V51H53ZM56 50V51H55ZM59 50V51H58ZM61 50H62V47H61ZM72 50H74V48L72 49ZM80 50H82V49H80ZM83 50H84V48H83ZM96 50V49H95ZM105 50V49H104ZM147 50V49H146ZM146 50H143L144 52L146 51ZM168 50V49H167ZM215 50L217 51V53H215ZM235 50V49H234ZM12 51V50H11ZM23 51V50H22ZM26 51V52H27ZM87 51V50H86ZM106 51V50H105ZM111 50H109V52H110ZM149 51V50H148ZM225 51V50H224ZM236 51V50H235ZM235 51H233V52H235ZM256 51V50H255ZM25 52V53H26ZM68 52V51H67ZM89 52V51H88ZM103 52V51H102ZM156 52V51H155ZM218 52H219V54H218ZM9 53V52H8ZM111 53H113L112 51H111ZM110 53V54H111ZM139 53H141V54H139ZM148 52H146V54H147ZM154 53V52H153ZM153 53H151V54H153ZM163 53V52H162ZM161 53V54H162ZM47 54H49V53H47ZM55 54V55H54ZM69 54V53H68ZM72 54V53H71ZM150 54V53H149ZM160 54V53H159ZM231 54V53H230ZM234 54H236V52L234 53ZM82 55H83V53H82ZM87 55H88V53H87ZM101 55V54H100ZM106 55H107V53H106ZM155 55V54H154ZM5 56V55H4ZM9 56V55H8ZM20 56V55H19ZM85 56V55H84ZM108 56H109V54H108ZM149 56V55H148ZM220 56H222V55H220ZM233 56V55H232ZM14 57V56H13ZM21 57H22V55H21ZM24 57V56H23ZM68 57V56H67ZM70 57V56H69ZM80 57V56H79ZM92 57V56H91ZM115 57V56H114ZM145 57V56H144ZM223 57V56H222ZM234 57H235V55H234ZM27 58V57H26ZM72 58V57H71ZM78 58V57H77ZM85 58V57H84ZM86 58H87V56H86ZM95 58V57H94ZM101 58V57H100ZM116 58V57H115ZM120 58H121V56H120ZM132 58V59H131ZM148 58H150V57H148ZM220 58V57H219ZM226 58H227V55H226ZM225 58V59H226ZM8 59V58H7ZM40 59H42L41 57H40ZM75 59V58H74ZM80 59V58H79ZM102 59V58H101ZM104 59V58H103ZM110 59V58H109ZM141 59V58H140ZM156 59V58H155ZM10 60V59H9ZM19 60V59H18ZM21 60V59H20ZM82 59H80V61H81ZM85 60V59H84ZM83 60V61H84ZM112 60V59H111ZM115 60V59H114ZM118 60V59H117ZM142 60V59H141ZM141 60H140V62H141ZM151 60H153V59H151ZM151 60H149L150 62H151ZM75 61H76V59H75ZM87 61V60H86ZM101 61V60H100ZM103 61V60H102ZM116 61V60H115ZM121 61V59L118 61L119 63H121L120 62ZM149 61H147V62H149ZM163 61H165V63H168V67H167V69H165L166 67L164 66V67H162L164 64V62ZM2 62H3V60H2ZM79 62V61H78ZM98 62H99V60H98ZM104 62V61H103ZM107 62V61H106ZM112 62V61H111ZM117 61H116V63H118ZM143 62V61H142ZM147 62H146V64H147ZM223 62H224V59H223ZM14 63H15V61H14ZM77 63V62H76ZM97 63V62H96ZM113 63V62H112ZM217 63H219V62H217ZM35 64V65H36ZM74 64V63H73ZM84 64V63H83ZM86 64V66H88L87 65V63H85ZM89 64H92V63H89ZM106 64V63H105ZM114 64V63H113ZM122 64V63H121ZM131 64V65H130ZM140 64V63H139ZM145 64V65H146ZM150 64V63H149ZM149 64H147V65H149ZM163 64V65H162ZM215 64V63H214ZM5 65V64H4ZM3 65V66H4ZM13 65V64H12ZM70 65H71V67H70ZM80 65H81V62H80ZM102 65H104V64H102ZM116 65V64H115ZM123 65H119V66H122V67H120V68H123ZM144 65V64H143ZM151 65H153L152 63H151ZM162 65V66H161ZM16 66V65H15ZM83 66V65H82ZM85 66V65H84ZM83 66V67H84ZM92 66H93V64H92ZM109 66V65H108ZM107 66V67H108ZM111 66V65H110ZM126 66H124V68H127ZM134 66V65H133ZM141 66V65H140ZM139 66V67H140ZM219 66H221V64H219ZM72 67H73V69H72ZM82 67V68H83ZM94 67H96V66H94ZM135 67V66H134ZM146 67V66H145ZM36 70H34V69ZM77 68H78V66H77ZM91 68V67H90ZM109 68V67H108ZM113 68V67H112ZM127 69V70H124V72L125 73H127L128 72V74L127 75H129V73L130 72H132V70H135V69H137L138 68V66L137 67H135V68H133V67H131V68H133L132 70H131V68L130 69ZM152 68V67H151ZM84 69V68H83ZM86 70H87V68H85ZM84 69V70H85ZM89 69V68H88ZM94 69V68H93ZM102 69V68H101ZM104 69V68H103ZM115 69V68H114ZM147 69H149V68H147ZM11 70V69H10ZM78 70V69H77ZM80 70V69H79ZM79 70H78V72H79ZM98 70V69H97ZM105 70V69H104ZM120 70V69H119ZM119 70L117 71V72H119ZM122 70V69H121ZM131 70V71H130ZM142 70V68L140 67V70L139 71H141ZM145 70V69H144ZM149 70H151V69H149ZM96 71V70H95ZM110 71V70H109ZM108 71V72H109ZM114 71V70H113ZM138 71V70H137ZM139 71H138V74H139ZM11 72V71H10ZM13 72V71H12ZM84 72V71H83ZM89 72V71H88ZM103 72V71H102ZM135 72V71H134ZM8 73V72H7ZM17 73V72H16ZM74 73V74H73ZM80 73V72H79ZM84 73H86V72H84ZM109 73H111V71L109 72ZM109 73H107V74H109ZM137 73V72H136ZM136 73H135V75H136ZM144 73H147V72H144L143 71V73L142 74H140L141 75V77H142V75L144 74ZM6 74V73H5ZM4 74V75H5ZM15 74V73H14ZM98 74V73H97ZM96 74V75H97ZM101 74V73H100ZM104 74V72L102 73V75ZM114 74V73H113ZM121 74V73H120ZM131 74V73H130ZM136 75V76H139V75ZM151 74V73H150ZM19 75V74H18ZM93 75V74H92ZM95 75V74H94ZM109 75H111V74H109ZM134 75V76H135ZM212 75V74H211ZM16 76V75H15ZM89 76H91L90 74H89ZM107 76V75H106ZM124 76H125V74H124ZM133 76V75H132ZM150 76H152V75H150ZM4 77V76H3ZM14 77V76H13ZM96 77V76H95ZM100 77V76H99ZM112 77V76H111ZM141 77H139V78H141ZM93 78V77H92ZM106 78H108V76L107 77H105V79ZM116 78H115V80H116ZM120 78H121V76H120ZM129 78V77H128ZM134 79H135V77H133ZM157 78V79H156ZM23 79H24V77H23ZM26 79V78H25ZM24 79V82L26 81ZM27 79V80H28ZM123 79H125L124 81H127L126 83H124V81H123ZM131 79V78H130ZM260 79H261V76H260ZM263 79V78H262ZM3 80H4V78H3ZM6 80H7V78H6ZM94 80H96V79H94ZM111 80H113V79H111ZM114 80V81H115ZM138 80V79H137ZM158 80V81H157ZM101 81V80H100ZM103 81V80H102ZM106 81V80H105ZM109 81V80H108ZM146 81H147V79H146ZM150 81V80H149ZM18 82V81H17ZM99 82V81H98ZM113 82V81H112ZM148 82V81H147ZM259 82V81H258ZM19 83V82H18ZM21 83V82H20ZM54 84V86H52L53 84ZM95 83V82H94ZM107 83V82H106ZM106 83H105V85H106ZM111 83V82H110ZM116 83V82H115ZM124 83V84H123ZM201 83V82H200ZM25 84H27V83H25ZM97 84V83H96ZM128 84V85H127ZM133 84H135V85H133ZM143 84V83H142ZM202 84V83H201ZM201 84H199V85H201ZM23 85H24V87H23ZM28 85V84H27ZM33 85V84H32ZM92 85V84H91ZM101 85H102V83H101ZM100 84H99V86H101ZM108 85V84H107ZM114 85V82L112 83V86ZM208 85H210V84H208ZM109 86V85H108ZM111 86V87H112ZM124 86V87H125ZM130 86V87H129ZM140 87H141V85H139ZM138 86V87H139ZM202 86H203V84H202ZM110 87V88H111ZM148 87H151V88H148ZM153 87V88H152ZM200 87V86H199ZM20 88V89H21ZM33 88H34V86H33ZM32 88V89H33ZM94 88H96L95 86H94ZM99 88H101V87H99ZM103 88V87H102ZM146 88H148L147 90H148V92H145L144 91V89H146ZM117 89H113V90H117ZM120 89H122V90H120ZM130 89V90H129ZM136 89V90H135ZM142 89V90H141ZM149 89L151 90V89H154L153 91H149ZM19 90V89H18ZM34 90V89H33ZM35 90V91H36ZM95 90L97 91V93L95 92ZM105 90V89H104ZM109 91L111 90V89H108ZM108 90H107V88H106V92H108ZM134 90H135V92H137V90H138V92L140 93H138V94H136V93H134L135 94V96H138V98L137 97H132L131 95H130V93H133L134 92ZM257 90H258V92H259V94L261 95V97L264 99V84H258V86H257ZM20 92H22V90L20 91ZM19 92V93H20ZM100 92H102V91H100ZM105 92V93H106ZM18 93V94H19ZM105 93H104V95H105ZM123 93V92H122ZM20 94H22V93H20ZM30 94L32 95V96H30ZM38 94V95H37ZM112 94V93H111ZM124 94V93H123ZM129 94V95H128ZM97 95H99V100H98V96ZM102 95H103V93H102ZM104 95H103V97H104ZM17 96H19V95H17ZM70 96V97H69ZM106 96V95H105ZM19 97V99H21ZM34 97V98H33ZM125 97V98H124ZM67 98L69 99V101L67 102ZM121 98H123V100L124 99H126V101H122L121 100ZM34 99H35V102H34ZM72 99V100H71ZM103 99V98H102ZM109 99V98H108ZM115 99V98H114ZM252 99V100H251ZM251 99H249V100H251V101H253V98L251 97ZM104 100V99H103ZM110 100V99H109ZM112 100V99H111ZM20 101V100H19ZM113 101H114V103H115V101L116 100H112V103H113ZM116 101V102H117ZM26 102V101H25ZM32 102H34V103H32ZM106 102V101H105ZM110 102V101H109ZM109 102L107 103L108 104V107L110 106V104H109ZM19 103V102H18ZM32 103V104H31ZM42 103V104H41ZM113 103V104H114ZM252 103V102H251ZM25 105H26V103H24ZM70 104V106H68ZM103 104H104V102H103ZM106 104V103H105ZM104 104V105H105ZM113 104H112V106H113ZM249 105H251L250 103H248ZM19 105V104H18ZM94 105V106H93ZM102 105V104H101ZM116 105L117 104H115V108H116V110H113L114 112H116L119 108L118 107H116ZM119 105V104H118ZM228 105V104H227ZM24 106V105H23ZM22 105H21V107H23ZM27 106V107H28ZM33 106V105H32ZM34 106V107H35ZM36 106V107H37ZM107 106V105H106ZM109 107V108H113V107ZM17 107V106H16ZM20 107V106H19ZM26 107V106H25ZM31 107V106H30ZM37 107V108H38ZM55 107V108H54ZM29 108V107H28ZM32 108V107H31ZM36 108V109H37ZM39 108V109H40ZM102 108V107H101ZM106 108V107H105ZM108 108V110H110ZM115 108H113V109H115ZM18 109V108H17ZM26 109V108H25ZM36 109H35V111H36ZM65 109V110H66ZM89 109V110H90ZM201 109H202V107H201ZM30 110V109H29ZM73 110H75L74 108H73ZM80 110V109H79ZM78 110V111H79ZM98 110H100V108L98 109ZM103 110H105V109H103ZM120 110V109H119ZM203 110V109H202ZM209 110H210V108H209ZM22 112H23V110H21ZM40 111V110H39ZM52 111V110H51ZM86 111H87V109H86ZM110 111H112V110H110ZM112 111V112H113ZM121 111V110H120ZM207 111V110H206ZM33 112V111H32ZM46 112H42L43 114L44 113H46ZM49 112H48V114L46 113L45 115H46V117H47V119H46V117H45V119L46 120H48V117H50V115H49ZM54 112V111H53ZM67 111H65V113H66ZM71 112V111H70ZM69 112V113H70ZM89 112V111H88ZM88 112H86V114L88 113ZM98 112V111H97ZM101 112V111H100ZM105 112V111H104ZM104 112H103V114H104ZM107 112V111H106ZM210 112V111H209ZM212 112V111H211ZM18 113H19V110H18ZM68 113V115H70ZM72 113V112H71ZM74 113V112H73ZM76 113H77V110H76ZM82 113V112H81ZM85 113V112H84ZM94 113H96V112H94ZM99 113V112H98ZM97 113V114H98ZM109 113V112H108ZM107 113V115L106 114H104V117L106 116V118L108 119L109 117L108 116H110L111 114H108ZM204 113V112H203ZM20 114H22L21 112H20ZM29 114V113H28ZM38 114H41V113H38ZM42 114V115H43ZM88 114H90V113H88ZM92 114V113H91ZM96 114V115H97ZM115 114V113H114ZM113 114V115H114ZM211 114V113H210ZM33 115H35V114H33ZM32 115V116H33ZM41 115V116H42ZM48 115V116H47ZM78 115H80V112H79V114ZM95 115V114H94ZM175 115H178V116H176V117H179V120L178 119H174V120H169L170 119V117H171V119H173L174 118V116ZM212 115H214L213 113L210 115V116H212ZM40 116V115H39ZM52 116V115H51ZM55 116V115H54ZM57 116V115H56ZM59 116V115H58ZM62 116V115H61ZM75 116V115H74ZM82 116V115H81ZM92 116H93V114H92ZM102 116V115H101ZM125 116H127V118L125 117ZM37 117V116H36ZM36 117H34V118H36ZM69 117H71V116H69ZM68 117V118H69ZM85 117H88L87 115H85ZM173 117V118H172ZM60 118V117H59ZM76 118V120L78 119V122L79 121H81V119L83 118V116H82V118L81 119H79L78 118V116L77 117H75ZM89 118V117H88ZM93 118V117H92ZM97 118V117H96ZM98 118H101V117H98ZM105 118V119H106ZM126 118V119H125ZM169 118V119H168ZM32 119H33V117H32ZM43 121H42V123L44 122V120L45 119H43V118H41ZM54 120H55V117L53 118ZM66 119V118H65ZM70 119V118H69ZM104 119V118H103ZM106 119V120H107ZM115 119V118H114ZM118 119V118H117ZM212 119V120H211ZM214 119H215V117H214ZM38 121H37V123L39 122V119H37ZM56 120H57V117H56ZM60 120V119H59ZM73 120V119H72ZM83 120H84V118L82 119V124H83ZM92 120V119H91ZM99 119H97V121H98ZM101 120V119H100ZM109 120H111V118L109 119ZM62 121H63V117H62ZM86 121V120H85ZM90 121V120H89ZM96 121V120H95ZM96 121V122H97ZM104 121V120H103ZM108 121V120H107ZM114 121V120H113ZM120 121V120H119ZM35 122V121H34ZM51 122V121H50ZM54 122V121H53ZM67 122H68V120H67ZM73 122V121H72ZM71 122V123H72ZM91 122V121H90ZM118 122V121H117ZM210 122H211V125H210ZM36 123V122H35ZM55 123V122H54ZM56 123H58V122H56ZM55 123V124H56ZM75 123H77L76 121H75ZM93 123H94V120H93ZM108 123V122H107ZM113 123V122H112ZM115 123V122H114ZM113 123V124H114ZM48 124H49V122H48ZM52 124V123H51ZM61 124V123H60ZM63 124V123H62ZM67 124V123H66ZM65 124V125H66ZM73 124V123H72ZM78 124V123H77ZM86 124V123H85ZM88 124H90V123H88ZM106 124V123H105ZM104 124V125H105ZM119 125H121L120 123H118ZM35 125V124H34ZM37 125V124H36ZM70 125V124H69ZM80 124H78V126H79ZM94 125V124H93ZM111 125V124H110ZM115 125V124H114ZM40 126V125H39ZM51 126V125H50ZM58 126V125H57ZM62 126V125H61ZM66 126H68V125H66ZM77 126V127H78ZM80 126H82V125H80ZM86 126V125H85ZM97 126H99V124L97 125ZM113 126V125H112ZM76 127V126H75ZM84 127V126H83ZM94 127H96V125L94 126ZM93 127V128H94ZM105 127H107V126H105ZM117 127H119V126H117ZM42 128V127H41ZM41 128H40V130H41ZM50 128V127H49ZM64 128V127H63ZM68 128H71V126L70 127H68ZM103 128V127H102ZM108 128H110V127H108ZM55 129V128H54ZM58 129V128H57ZM75 129V128H74ZM87 129V128H86ZM115 129V128H114ZM206 129V130H205ZM38 130V129H37ZM43 131H44V127H43V129H42ZM56 130V129H55ZM54 130V131H55ZM76 130V129H75ZM78 130V129H77ZM89 130V129H88ZM91 130V129H90ZM49 131V130H48ZM52 131V130H51ZM61 131V130H60ZM62 131H64L63 129H62ZM101 131V130H100ZM113 131H115V133H116V129L115 130H113L112 129V132ZM56 132V131H55ZM59 132V131H58ZM66 132V131H65ZM71 132V131H70ZM77 132V131H76ZM82 132V131H81ZM93 132H95L94 130H93ZM92 132V133H93ZM96 132H98V131H96ZM104 132V131H103ZM107 132V131H106ZM110 132H111V130H110ZM109 132V133H110ZM118 132H120V129H118ZM36 133H37V131H36ZM40 133H41V131H40ZM39 133V134H40ZM45 133H46V130H45V132H43L42 133V135L41 136H45ZM54 133V132H53ZM69 133V132H68ZM72 133V132H71ZM124 133V132H123ZM141 134V136L140 135H138V134ZM162 133H161V135H162ZM202 133V134H203ZM47 135H48V132L46 133ZM50 134V133H49ZM57 134V133H56ZM60 134V133H59ZM72 134H74V132L72 133ZM79 134V133H78ZM88 134V133H87ZM106 134V133H105ZM104 134V135H105ZM130 134V133H129ZM137 134V135H136ZM63 135V134H62ZM79 135H81V134H79ZM93 135V134H92ZM100 135V134H99ZM112 135H115V134H112ZM120 135V134H119ZM131 135V134H130ZM197 135V136H198ZM40 136V137H41ZM68 136V135H67ZM69 136H70V134H69ZM74 136V135H73ZM91 135H89V137H90ZM108 136H109V134H108ZM111 136V135H110ZM121 136V135H120ZM120 136L118 137L117 135H116V138H114V140L115 141H119V138H120ZM124 136H128V137H130L128 134H125ZM132 136H133V134H132ZM134 136V137H135ZM163 137H164V134L162 135ZM200 136V135H199ZM203 136V135H202ZM201 136V137H202ZM34 137V136H33ZM38 137V136H37ZM49 137H51V135L49 136ZM55 137V136H54ZM64 137V136H63ZM71 137V136H70ZM74 137H77V136H74ZM85 137H87V136H85ZM88 137V138H89ZM95 137H96V135H95ZM99 137V136H98ZM115 137V136H114ZM117 137H118V139H117ZM161 137V136H160ZM168 136H166L165 135V139L167 138ZM200 137V138H201ZM205 137V136H204ZM36 138V137H35ZM45 138V137H44ZM57 138V137H56ZM67 138V137H66ZM81 138V137H80ZM97 138V137H96ZM136 138H133V140L134 141H136L135 139ZM196 138V137H195ZM53 139V137L51 138V140ZM92 139H94V137L92 138ZM100 140H101V138H99ZM112 139H113V137L111 138V140L109 139H107V141L111 144V142H114V140L112 141ZM117 139V140H116ZM131 139V138H130ZM160 139H162V138H160ZM171 139V138H170ZM36 140H37V138H36ZM39 140V139H38ZM56 140H58V139H56ZM78 140V142H79V138L77 139ZM77 140H76V142H77ZM82 140H83V138H82ZM106 139L104 138V141H105ZM122 140H125V138L123 139L122 138ZM126 140H129V138L128 139H126ZM125 140V141H126ZM132 140V139H131ZM167 140V139H166ZM188 140H190V141H188ZM55 141V140H54ZM54 141H53V145H54ZM63 141V140H62ZM66 141H68V140H66ZM71 141H73V140H71ZM81 141V140H80ZM86 141V140H85ZM96 141V140H95ZM111 141V142H110ZM39 142V141H38ZM88 142V141H87ZM102 142V141H101ZM107 142V144H109ZM129 142H131V141H129ZM162 142V141H161ZM42 143H44L45 144V142H42ZM57 143H58V141H57ZM68 143H70V140H69V142ZM90 143V142H89ZM96 143H97V141H96ZM133 144H134V142H132ZM165 143H167V142H165ZM164 143V144H165ZM174 143V142H173ZM192 143H193V141H192ZM46 144H49V143H46ZM55 144H56V141H55ZM73 144V143H72ZM72 144H70L71 146H74V145H72ZM74 144H76L75 142H74ZM82 144V143H81ZM85 144V143H84ZM116 145V147L114 146V145ZM113 144H111V147L110 148H113L114 149V147H115V149L119 146V145H117L116 143H113ZM119 144V143H118ZM124 144V143H123ZM135 144H137L136 142H135ZM161 144V143H160ZM190 144V143H189ZM40 145H41V143H40ZM63 145V144H62ZM77 145H79V144H77ZM96 145V144H95ZM98 145V144H97ZM104 145L107 147V145L104 143ZM125 146H126V143L124 144ZM140 145V144H139ZM192 145V144H191ZM190 145V146H191ZM61 146V145H60ZM60 146H59V148H60ZM65 146H66V144H65ZM68 146V145H67ZM83 146V145H82ZM88 146H90V145H88ZM93 146V145H92ZM109 146V145H108ZM112 146H114V147H112ZM135 146V145H134ZM138 146V145H137ZM161 146V145H160ZM46 146H44L43 145V150H44V148H45ZM57 147H58V145H57ZM75 147V146H74ZM84 147H85V145H84ZM91 147V146H90ZM90 147H87V149L88 148H90ZM94 147V146H93ZM96 147V146H95ZM100 147H101V145H100ZM100 147H99V150H101L104 146H102V148L100 149ZM106 147H105V149H106ZM172 148H173V146H171ZM187 147H188V149H187ZM49 148V147H48ZM56 148V147H55ZM79 148V146L77 147V149ZM82 148V147H81ZM139 147H137V149H138ZM152 148V149H151ZM46 149H47V147H46ZM50 149H52V147H50ZM54 149V148H53ZM80 149V148H79ZM83 149V148H82ZM81 149V150H82ZM113 149H112V151H113ZM187 149V150H186ZM41 150V149H40ZM43 150L42 151H40V152H43ZM56 152H54L55 154L57 153V152H59V150L56 148ZM66 150V149H65ZM69 150V149H68ZM72 150V149H71ZM73 150H74V148H73ZM72 150V151H73ZM76 150V149H75ZM91 150V149H90ZM90 150H89V152H90ZM93 150V149H92ZM94 150H97V149H95L94 148ZM165 150H166V145H162V147H159V150H158V152L160 151V153H163V155H164V152H165ZM170 150V149H169ZM39 151V150H38ZM54 151V150H53ZM77 151V150H76ZM138 151H140V150H138ZM188 151H190V150H188ZM45 152V151H44ZM71 152V151H70ZM80 152V151H79ZM95 152V151H94ZM94 152H90L89 154H95ZM99 152V151H98ZM97 152V153H98ZM105 152V151H104ZM144 152V151H143ZM169 152V151H168ZM171 152V151H170ZM46 153H48L47 151H46ZM51 153H52V151H51ZM50 153V154H51ZM61 153V152H60ZM82 152H80V154H81ZM86 153H88V151H86ZM106 153V152H105ZM165 153H167V151L165 152ZM174 153V152H173ZM54 154V155H55ZM72 153H70V155H71ZM93 154H92V156H93ZM102 154H103V152H102ZM159 154V153H158ZM187 154H189V155H187ZM209 154V153H208ZM82 155H84V154H82ZM160 155V154H159ZM166 155V154H165ZM203 155H204V153H203ZM59 156V155H58ZM61 156V155H60ZM77 156V155H76ZM76 156H74V158L76 157ZM79 156V155H78ZM91 156V155H90ZM97 156H98V154H97ZM104 156V158H105V154L103 155ZM158 156V155H157ZM63 157V156H62ZM87 157V156H86ZM89 157V156H88ZM87 157V158H88ZM94 157V156H93ZM92 157V158H93ZM96 157V156H95ZM209 157H210V155H209ZM70 158H71V156H70ZM80 158H82V157H80ZM84 158H85V156H84ZM99 158V157H98ZM102 156H101V159H104ZM97 159V158H96ZM100 159V160H101ZM168 159H169V157H168ZM173 159H174V155H173V158H172V160H171V157H170V161L172 162L173 161ZM207 159H209V158H207ZM71 160H72V158H71ZM74 160V159H73ZM62 161V160H61ZM94 161V160H93ZM96 161V160H95ZM97 161H99L98 159H97ZM103 160H101V162H102ZM166 161V160H165ZM66 162V161H65ZM70 162V161H69ZM72 162V161H71ZM88 162V161H87ZM92 161L90 160V163H91ZM101 162L99 161V164L101 165ZM157 162V161H156ZM76 164H78L77 162H75ZM81 163V161L79 162V164ZM86 163V162H85ZM158 163V162H157ZM157 163H156V165H157ZM162 163V162H161ZM177 163V162H176ZM89 164V163H88ZM94 164H96V162L94 163ZM93 164V165H94ZM99 164L97 163L96 165H94V168L96 169V167L95 166H97L98 167V169H99ZM178 164V163H177ZM92 164H91V166H93ZM178 165V166H179ZM76 166V165H75ZM83 166V165H82ZM85 166V165H84ZM177 166V165H176ZM179 166V167H180ZM77 167H78V165H77ZM76 167V168H77ZM81 167V166H80ZM101 167V166H100ZM79 168V167H78ZM77 168V169H78ZM86 168H87V165H86ZM207 168V167H206ZM76 169V170H77ZM88 170L87 171H90V169L89 168H87ZM101 169V168H100ZM180 168H178V170H179ZM182 169V168H181ZM72 170H73V168H72ZM71 170V171H72ZM80 170V169H79ZM94 170V169H93ZM163 170H167L168 171V174H170L171 176H174V167H173V164L172 163H166L165 162V166L163 167ZM82 171V170H81ZM95 171V170H94ZM180 171V170H179ZM179 171H177V172H179ZM206 171V170H205ZM209 171V170H208ZM208 171H206V173L208 172ZM84 172H85V170H84ZM91 172H92V170H91ZM101 172H104V171H101ZM100 172V173H101ZM161 172V171H160ZM184 172V173H185ZM211 172V171H210ZM74 173V172H73ZM76 173H77V171H76ZM86 173V172H85ZM90 172H88V174H89ZM94 173V172H93ZM139 173V172H138ZM141 173V172H140ZM143 173V172H142ZM81 174V173H80ZM79 174V175H80ZM84 174V173H83ZM83 174H82V176H83ZM94 174H96V173H94ZM93 174V175H94ZM98 174H99V172H98ZM176 174V173H175ZM178 175L180 174V172L179 173H177ZM208 175H209V173H207ZM77 175V174H76ZM78 175V176H79ZM85 175V174H84ZM90 175V174H89ZM92 175V174H91ZM137 175V174H136ZM162 175V174H161ZM205 175L206 174H203V176H204V178H205ZM216 175V174H215ZM95 176V175H94ZM138 176V175H137ZM137 176H135L136 178H137ZM191 176V175H190ZM189 176V177H190ZM217 176V175H216ZM73 177H75L74 175H73ZM80 177V176H79ZM85 177V176H84ZM93 177V176H92ZM92 177H91V180L93 181V179H92ZM96 177V176H95ZM139 177H141V176H139ZM175 177H177V176H175ZM184 177V176H183ZM208 177H211V176H208ZM206 178L207 180L209 179V178ZM214 177V176H213ZM213 177H212V179H213ZM76 178V177H75ZM82 178V177H81ZM88 178V177H87ZM98 178H99V176H98ZM219 178V177H218ZM71 179H72V177H71ZM90 179V178H89ZM140 179V178H139ZM149 179H151V178H149ZM159 179V178H158ZM178 179V178H177ZM205 179V180H206ZM211 179V178H210ZM209 179V180H210ZM75 180V179H74ZM137 180V179H136ZM148 180V179H147ZM166 180V179H165ZM175 180V179H174ZM207 180H206V182H207ZM208 180V181H209ZM77 181H79V182H81V180H77ZM82 181H84V179L82 180ZM95 181H96V179H95ZM153 181V180H152ZM163 181V180H162ZM181 181H182V179H181ZM183 181H184V179H183ZM213 181V180H212ZM78 182V183H79ZM88 182H89V180H88ZM150 182H151V180H150ZM149 182V184H151ZM172 182V181H171ZM205 182V181H204ZM74 183H75V181H74ZM90 183H91V181H90ZM89 183V184H90ZM94 183V182H93ZM92 183V184H93ZM176 183V182H175ZM182 183H184V182H182ZM83 184H85V183H83ZM87 184V183H86ZM148 184V185H149ZM170 183H168V185H169ZM209 184V183H208ZM211 184V183H210ZM75 185V184H74ZM81 185V184H80ZM126 185V184H125ZM142 185V184H141ZM140 185V186H141ZM146 185V184H145ZM147 185V186H148ZM162 185V184H161ZM168 185H166V186H168ZM181 183L179 182L178 184H176L175 186H172V188H173V190H170L169 191V189H172V188H169L168 189V191L167 192H165V197H164V199H163V202H162V208L160 209V212L162 213L161 214V216H163L162 218L164 219V220H166V219H168V217H169V215L171 214V212L174 210V214H175V209H178V207H179V204H180V202H182V201H180V202H178L177 203V201L178 200H184V199H180V193H181ZM207 185V184H206ZM77 186H78V184H77ZM86 186V185H85ZM87 186H88V184H87ZM98 186V185H97ZM146 186V187H147ZM152 186H153V189L154 188H157V187H159L158 186V183H157V181H153L152 182ZM164 186V185H163ZM183 186V185H182ZM82 187H84V185L82 186ZM96 187V186H95ZM184 187V186H183ZM221 187H223V185L221 186ZM78 188H79V186L77 187V190H78ZM84 188H86V187H84ZM88 188V187H87ZM166 188V187H165ZM80 189V188H79ZM223 189V188H222ZM262 189V188H261ZM83 189H80L79 191H82ZM87 190V189H86ZM233 190V189H232ZM84 191H85V189H84ZM83 191V192H84ZM155 191V190H154ZM164 191H166V189H164L163 190V192ZM220 191V190H219ZM230 191V190H229ZM263 191H264V189H263ZM78 192V191H77ZM82 192V193H83ZM86 192V191H85ZM88 192V191H87ZM92 192V191H91ZM260 192V191H259ZM261 192H262V190H261ZM79 193V192H78ZM78 193H77V195H78ZM94 193V192H93ZM97 194H98V192H97ZM80 195H81V192L79 193V197H80ZM84 195V194H83ZM263 195V194H262ZM89 196V195H88ZM93 196V195H92ZM137 196V195H136ZM182 196V195H181ZM75 197H78V196H76L75 195ZM83 197H86V195H84ZM96 197V196H95ZM98 197V196H97ZM96 197V198H97ZM218 197H219V195H218ZM252 197V196H251ZM254 197H256V196H254ZM253 197V198H254ZM264 197V196H263ZM88 198V197H87ZM89 198H90V196H89ZM154 198V197H153ZM182 198V197H181ZM216 198V197H215ZM253 198H251L252 200H254ZM81 198H79L78 199V201L80 200ZM73 200H74V198H73ZM75 200H77V198L75 199ZM89 200H91V199H89ZM157 199L155 198V200H154V202L156 201ZM160 201H161V199H159ZM159 200H157V201H159ZM212 200V199H211ZM77 201V202H78ZM83 201V200H82ZM84 201H87V200H84ZM84 201H83V203H84ZM97 200H94V202H96ZM156 201V202H157ZM159 201V203H161ZM75 202V201H74ZM80 202V201H79ZM78 202V203H79ZM94 202L92 203V200H91V203H92V206L90 205L91 203L89 202V207H93V204H94ZM155 202V203H156ZM176 202V203H175ZM213 202V201H212ZM250 202V201H249ZM260 202V201H259ZM88 203V202H87ZM209 203H211V202H209ZM217 203H220V202H217ZM70 204H72V202L70 203ZM79 204H82V203H79ZM86 204V203H85ZM84 204V205H85ZM182 204V203H181ZM221 204V203H220ZM264 204V203H263ZM95 205V204H94ZM155 205H158V204H155ZM159 205H161V204H159ZM212 205H215V204H212ZM211 205V206H212ZM257 205V204H256ZM259 205H260V203H259ZM70 206V205H69ZM73 206H74V204H73ZM75 206H76V204H75ZM79 206V205H78ZM219 206V205H218ZM252 206H253V203H252ZM263 206V205H262ZM77 207V206H76ZM80 207H82L81 205H80ZM86 207H88L87 205H86ZM86 207L83 209V210H87L86 209ZM96 207V206H95ZM137 207V206H136ZM156 207H158V206H156ZM160 207V206H159ZM213 207V206H212ZM221 207V206H220ZM258 207V206H257ZM73 208V207H72ZM75 208V207H74ZM73 208V209H74ZM94 208V207H93ZM182 208V207H181ZM186 208V207H185ZM222 208V207H221ZM260 208V207H259ZM76 209V208H75ZM134 209V208H133ZM252 209V208H251ZM254 209V208H253ZM78 210H79V212L81 211V209H79L78 208ZM95 210V209H94ZM212 210V209H211ZM214 210V209H213ZM225 210V209H224ZM255 210V209H254ZM88 211H90L89 209H88ZM92 211V213L94 212L93 211V209L91 210ZM138 211V210H137ZM136 210H134L133 212H131V214H132V216H129V217H131L128 221H129V223L128 222H126V221H124L125 223H127V225H124L125 226V228L130 224V226L129 227H127V228H130V227H132V225L133 224H135V225H137V223L135 222V220L136 221H138L137 220V218H139V211L137 212ZM158 211V210H157ZM179 211V210H178ZM209 211H210V209H209ZM76 212V211H75ZM79 212H78V215H79ZM81 212H83V211H81ZM80 212V213H81ZM182 212V211H181ZM211 212V211H210ZM214 212V211H213ZM216 212V211H215ZM253 212V211H252ZM72 213H73V211H72ZM85 213L87 214V211H85ZM84 213V214H85ZM91 213V212H90ZM177 213V212H176ZM264 213V212H263ZM76 214V213H75ZM74 214V215H75ZM83 214V213H82ZM81 214V215H82ZM94 214V213H93ZM179 214V213H178ZM217 214H218V212H217ZM259 214V213H258ZM77 215V214H76ZM76 215H75V218H77L76 217ZM80 215V216H81ZM130 215V214H129ZM180 215V214H179ZM80 216H79V218H80ZM89 216V213H88V215H87V217ZM94 216V215H93ZM126 216V215H125ZM171 216V215H170ZM210 216V215H209ZM257 216V215H256ZM85 217H86V215H85ZM90 217H91V215H90ZM178 217V216H177ZM226 217V216H225ZM225 217H223V218H225ZM259 217V216H258ZM257 217V218H258ZM78 218V219H79ZM82 218V217H81ZM81 218H80V220H81ZM95 218V217H94ZM93 218V219H94ZM175 218V217H174ZM173 218V219H174ZM255 218V217H254ZM254 218H251V219H254ZM260 218V217H259ZM258 218V219H259ZM128 219V218H127ZM172 219V218H171ZM177 219V218H176ZM180 219V218H179ZM222 219V218H221ZM228 219V218H227ZM82 220H84V218H82ZM87 220H89V218L87 219L86 218V220L84 221V223L86 222H88ZM95 220V219H94ZM94 220H91V221H93V222H91V223H94V222H96V221H94ZM249 220H250V218H249ZM122 221V220H121ZM179 221V220H178ZM181 221V220H180ZM188 221V220H187ZM191 221V220H190ZM227 221V220H226ZM75 222L77 223L78 221H76L75 220ZM80 222V221H79ZM123 222V223H124ZM173 222H175V220L173 221ZM213 222V221H212ZM223 222H224V220H223ZM81 223H83L82 221H81ZM178 223V222H177ZM177 223H175V224H177ZM251 223H253V221L251 222ZM90 223H88V225H89ZM96 224V225H95ZM94 225L93 224H90L89 226L90 227H94L95 226V228H96V230L94 231L95 233H96V231H97V223H95ZM121 224V223H120ZM173 224V223H172ZM180 224V223H179ZM188 224V223H187ZM186 224V225H187ZM210 224V223H209ZM212 224V223H211ZM255 224V223H254ZM257 224V223H256ZM255 224V225H256ZM258 224H260V223H258ZM79 225H80V223H79ZM86 226L85 225V229H86V231L84 230V232H86V234L89 232V231H91V229L87 232V230L89 229V226ZM92 225V226H91ZM207 225V224H206ZM261 225H262V223H261ZM82 226H84V224L82 225ZM82 226H81V228H82ZM173 225H171V227H172ZM175 226H177V225H175ZM174 226V227H175ZM180 226H181V224H180ZM86 227H88V228H86ZM122 227H123V225H122ZM174 227H172V231H174V233L176 232V230H174ZM260 227V226H259ZM262 227V226H261ZM264 227V226H263ZM94 228V229H95ZM132 228H134V226L132 227ZM207 228V227H206ZM211 228H212V225H211ZM256 228V227H255ZM83 229V228H82ZM134 229H136V227L134 228ZM259 229V228H258ZM262 229V228H261ZM93 230V229H92ZM120 230H121V228H120ZM122 230H123V228H122ZM125 230H128L129 231V229H125ZM125 230H123V231H125ZM185 230V229H184ZM209 230V229H208ZM260 230V229H259ZM263 230H264V228H263ZM127 231V232H128ZM172 231H170V236L172 235L173 236V234H172ZM211 231V230H210ZM93 232V231H92ZM133 234H132V233ZM135 232V231H134ZM133 231H129L128 233H129V235L131 236H133V235H135V233H134ZM178 232H179V230H178ZM256 233H257V231H255ZM264 232V231H263ZM121 233H122V231H121ZM169 233V232H168ZM167 233V234H168ZM253 233V232H252ZM90 234H94V233H90L89 232V235ZM124 234V233H123ZM125 234H126V232H125ZM92 235H90V236H92ZM97 236H98V234H96ZM129 235H127V236H129ZM181 235V234H180ZM262 235V234H261ZM95 236V235H94ZM131 236V238H133ZM136 236V235H135ZM178 236V235H177ZM260 236V235H259ZM264 236V235H263ZM93 237V236H92ZM126 237V236H125ZM85 238H86V236H85ZM94 238V237H93ZM92 238V241H91V238H90V240H89V238H88V243L90 244V245H88L87 246V244H86V246H87V249H86V258H90V257H92V258H94V256H95V253H93L94 251H95V246H96V244H97V241L95 240L96 239V237L93 239ZM98 238V237H97ZM168 238V237H167ZM170 238V237H169ZM178 238H180V237H178ZM177 238V239H178ZM261 238V237H260ZM264 238V237H263ZM130 239V238H129ZM134 239V238H133ZM133 239H130L131 240V242L133 241V242H135ZM136 239V238H135ZM161 239V238H160ZM163 239V238H162ZM172 239H173V237H172ZM188 239V238H187ZM86 239H84V241H85ZM125 240H126V238H125ZM176 240V239H175ZM263 240V239H262ZM168 241V240H167ZM259 241V240H258ZM258 241H256V242H258ZM127 242H129L130 243V241L128 240ZM173 242V241H172ZM260 243H262L261 242V240L259 241ZM85 243H87V241L85 242ZM126 243V242H125ZM124 243V246L125 245H127V244H125ZM128 243V244H129ZM167 243H170V242H167ZM252 243V242H251ZM184 244V243H183ZM249 244H250V242H249ZM258 244V243H257ZM264 244V243H263ZM263 244H262V246H263ZM91 245H93V248H94V251L92 252V250H91ZM129 245H131V243L129 244ZM129 245H127L126 246V248L125 249H127V251H128V246ZM170 245H173V243H170ZM256 245V244H255ZM168 246V245H167ZM249 246V245H248ZM253 246V245H252ZM128 247V248H127ZM176 247V246H175ZM256 248H257V246H255ZM254 247V251H256V253L258 254V252H259V250H258V252H257V250H256V248ZM85 248V246L83 247V249ZM183 248V247H182ZM186 248V247H185ZM248 248H250V247H248ZM262 249V248H264V247H261V245H260V247H259V249ZM168 249H169V247H168ZM174 249V248H173ZM130 250V249H129ZM147 250V249H146ZM170 250V249H169ZM172 250V249H171ZM170 250V251H171ZM176 250V249H175ZM251 250V249H250ZM124 251V250H123ZM145 251V250H144ZM189 251V250H188ZM248 251V250H247ZM252 251V250H251ZM92 252V253H91ZM167 252H169V251H167ZM177 252V251H176ZM180 252V251H179ZM242 252H246V251H242ZM253 252V251H252ZM263 252V251H262ZM125 254H127L126 252H124ZM189 253V252H188ZM239 253V255L241 254L240 252H238ZM244 253H243V255H244ZM94 254V255H93ZM173 254V253H172ZM171 254V255H172ZM249 254V253H248ZM263 255H264V253H262ZM120 255V254H119ZM129 255V254H128ZM127 255V256H128ZM169 255V254H168ZM180 255V254H179ZM242 255V256H243ZM252 255V254H251ZM256 255V254H255ZM255 255L253 254V256L255 257ZM259 255H261V253L259 252ZM258 255V256H259ZM130 256V255H129ZM178 256V255H177ZM176 256V257H177ZM182 256V255H181ZM187 256V255H186ZM237 256H238V254H237ZM241 256V255H240ZM245 256H246V254H245ZM84 257V256H83ZM84 257V258H85ZM171 256H169V258H170ZM180 257V256H179ZM236 257V256H235ZM251 257V256H250ZM122 258V257H121ZM126 258V257H125ZM186 258V257H185ZM241 258V257H240ZM240 258H238V259H240ZM248 258H249V256H248ZM256 258H258V257H256ZM255 258V259H256ZM260 258V257H259ZM127 259V258H126ZM132 259V258H131ZM184 259V258H183ZM234 259V258H233ZM238 259H237V261H238ZM243 259V258H242ZM241 259V260H242ZM261 259V258H260ZM83 260V259H82ZM94 260V259H93ZM128 260V259H127ZM163 259H161V261H162ZM184 260H186V259H184ZM214 260V259H213ZM246 260V259H245ZM249 260V259H248ZM248 260H247V262H248ZM88 260L86 259V264H88V262H87ZM89 261H92L91 260V258H90V260ZM122 261V260H121ZM129 261V260H128ZM127 261V262H128ZM173 261V260H172ZM176 261H178V260H176ZM179 261H180V259H179ZM83 262H85V260H83ZM92 262H94V261H92ZM92 262H89L90 264H92ZM164 262V261H163ZM170 262V261H169ZM246 262V263H247ZM251 262V261H250ZM258 262H260V261H258ZM123 264H125L124 262H122ZM121 263V264H122ZM130 263V262H129ZM164 263H166V261L164 262ZM163 263V264H164ZM177 263V262H176ZM215 263V262H214ZM218 263H219V261H218ZM169 264V263H168ZM172 264V263H171ZM262 264H264V263H262Z\"/></svg>","mask_w":264,"mask_h":264}]
</instances>
